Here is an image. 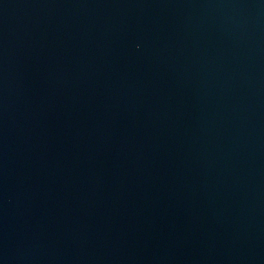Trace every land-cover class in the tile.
Wrapping results in <instances>:
<instances>
[{"label": "water", "instance_id": "1", "mask_svg": "<svg viewBox=\"0 0 264 264\" xmlns=\"http://www.w3.org/2000/svg\"><path fill=\"white\" fill-rule=\"evenodd\" d=\"M0 264H264V0H0Z\"/></svg>", "mask_w": 264, "mask_h": 264}]
</instances>
